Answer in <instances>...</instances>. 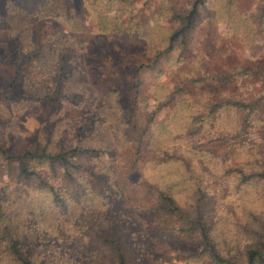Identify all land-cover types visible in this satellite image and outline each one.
<instances>
[{
	"label": "rangeland",
	"instance_id": "374dc122",
	"mask_svg": "<svg viewBox=\"0 0 264 264\" xmlns=\"http://www.w3.org/2000/svg\"><path fill=\"white\" fill-rule=\"evenodd\" d=\"M192 2L114 0L107 18L94 0H0L4 195L15 176L7 159L37 143L94 149L70 160L71 184L53 182L47 163H30L62 197L56 219L64 240L72 237L68 247L98 257L95 235L114 227L147 235L158 264H215L181 235L152 237L159 225L152 209L165 189L181 211L203 212L225 259L239 262L254 218L264 219V178L253 176L264 172L262 0H210L187 45L167 50L173 15ZM117 9L125 13L114 18ZM39 44L28 70L16 72L20 54ZM158 51L154 67L141 66ZM143 255L140 264H153Z\"/></svg>",
	"mask_w": 264,
	"mask_h": 264
},
{
	"label": "trees",
	"instance_id": "16d2710c",
	"mask_svg": "<svg viewBox=\"0 0 264 264\" xmlns=\"http://www.w3.org/2000/svg\"><path fill=\"white\" fill-rule=\"evenodd\" d=\"M98 1L94 0L93 5L104 9V17H110L108 12L114 8V0H109L103 6L97 5ZM209 1L193 0L189 10L173 15L175 27L168 37L167 50L178 46L184 48L187 45L189 34L201 16L200 9ZM220 6L223 8V16H234L228 4L221 3ZM262 12L264 15V0ZM124 13L123 9H117L114 11V18ZM41 50L39 44L32 46L29 55L21 53L25 60L15 71H27L31 61L39 56ZM160 56L161 53L156 52L151 57V63L141 66L154 67ZM64 62L65 58L61 57L59 81L64 76ZM1 147L0 144V154H4ZM92 150L94 149L86 144H77L69 151H63L57 145L52 151H48L45 145L39 146L37 143L33 151L28 148L22 155L7 159L15 161V176L12 179L13 187L7 196L0 187V193L9 201L4 204L0 200V264H140L142 254L145 258H150L153 264L160 263L159 258L150 253L152 240L147 242V235L140 236L136 232L118 233L114 227L95 235L98 257L84 245L78 248L68 247L73 242L70 241L72 237L64 240L56 219L62 206V197L56 187L45 181V174L42 175L36 166L31 167L30 163L33 160L38 164L47 163L53 169V182L71 184L77 166L70 160ZM1 172L0 165V181ZM253 176L264 178V172L255 173ZM152 213L159 220L154 231L156 233L152 234L153 238H166L167 231L181 235L185 241L197 246L200 255L215 264H239L240 261L241 264H264V219L254 218L256 228L251 231L250 242L243 248L238 262L234 257L229 260L222 256L210 236V227L204 220V214L198 207L191 214L181 211L170 192L165 189L158 191ZM8 219L12 221L11 225L7 222ZM171 221H179L183 228L173 226Z\"/></svg>",
	"mask_w": 264,
	"mask_h": 264
}]
</instances>
